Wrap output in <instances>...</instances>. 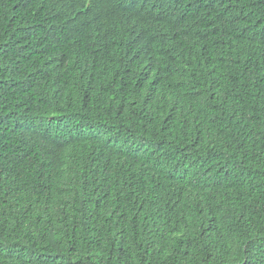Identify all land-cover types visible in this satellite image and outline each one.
I'll list each match as a JSON object with an SVG mask.
<instances>
[{
    "label": "trees",
    "instance_id": "1",
    "mask_svg": "<svg viewBox=\"0 0 264 264\" xmlns=\"http://www.w3.org/2000/svg\"><path fill=\"white\" fill-rule=\"evenodd\" d=\"M73 1L0 0V264H264V0Z\"/></svg>",
    "mask_w": 264,
    "mask_h": 264
},
{
    "label": "clouds",
    "instance_id": "2",
    "mask_svg": "<svg viewBox=\"0 0 264 264\" xmlns=\"http://www.w3.org/2000/svg\"><path fill=\"white\" fill-rule=\"evenodd\" d=\"M105 2L107 3V9L103 12L104 16H109L114 11V9H119V0H105ZM72 6L73 15L75 16L98 18L96 8L99 6V0H74ZM82 7H85L87 10H82ZM147 32L148 28L139 27L136 35H138L140 38H144L147 35ZM139 74H143L141 70H139Z\"/></svg>",
    "mask_w": 264,
    "mask_h": 264
}]
</instances>
